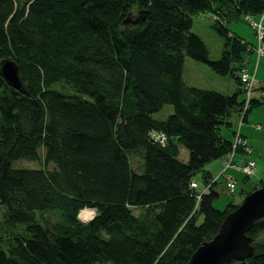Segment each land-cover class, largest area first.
I'll return each instance as SVG.
<instances>
[{"label": "trees", "instance_id": "1", "mask_svg": "<svg viewBox=\"0 0 264 264\" xmlns=\"http://www.w3.org/2000/svg\"><path fill=\"white\" fill-rule=\"evenodd\" d=\"M225 2L244 18L264 11V0H0V59L17 63L23 88L0 75V204L8 224L26 225L0 247V264H185L214 236L239 202L213 205L218 180L204 165L232 151L238 128L249 146L241 126L264 104V78H254L246 105L240 76L257 39L224 25ZM200 11L215 14L225 38L218 59L191 31ZM186 56L231 74L235 91L186 83ZM57 81L77 94L51 89ZM165 103L172 112L154 118ZM181 146L187 160L178 158ZM136 153L141 172L132 166ZM21 158L42 166L13 167ZM83 208L95 210L87 221L78 217ZM263 231L264 217L248 232L253 254L226 264H264Z\"/></svg>", "mask_w": 264, "mask_h": 264}, {"label": "rangeland", "instance_id": "2", "mask_svg": "<svg viewBox=\"0 0 264 264\" xmlns=\"http://www.w3.org/2000/svg\"><path fill=\"white\" fill-rule=\"evenodd\" d=\"M222 10L225 13L227 19H225L223 16H221V18L224 20V25L230 31L241 35L248 42H255V39H257L256 33L246 17L244 18L243 15L237 14V12L227 2L223 4ZM215 22H217L215 14L213 15V13L209 11H200L192 17L191 31L198 34L204 41L209 50V57L211 59H218L225 47V38L214 28ZM254 52H256L255 48ZM246 56L249 62V64L246 65V70L248 72L249 70L251 71L250 74L253 75L251 77H254L256 79L255 82L258 83L264 78V54L259 55V57L256 58L255 53H249ZM257 58H261L259 62H257ZM182 77L186 83L193 86L212 89L225 94H231L236 89V83L231 74H218L207 63L196 60L189 56H186L184 59ZM50 88L66 94H77L72 85L64 81L54 82L50 85ZM172 110V105L165 103L159 111L153 114V117L156 119H164L172 112ZM231 121L233 122L231 128L232 130H235L238 123L237 117L233 115L231 117ZM252 124L254 128L252 127ZM221 132L224 134V136L229 138L233 136H231L230 127L227 128L222 126ZM241 132L248 137V140L253 147L252 149V147L249 145V155L253 153V157L255 158V165L252 168V174L243 173V171H241L243 168L233 169L230 164L227 165L226 163L230 159H233V162L236 163L237 166L241 167L245 164L247 159L244 158H246V156L248 157V154H244L242 156L243 158L235 160L237 154L233 156L232 152H230L227 156H225L224 161H222L223 159L220 157L213 159L204 165V169L210 171L212 176L218 180L214 188L218 191L219 195L214 198L213 205L219 209H223L231 200L235 203L240 202L245 195L242 193V189L248 190L252 185L258 187L261 185L260 182L264 180V104L252 109L247 117V122H243L241 126ZM166 139L163 140L164 143ZM178 158L180 160H187L188 150L185 147H180ZM131 162L133 168H135L136 171H143L142 156H139L137 153L133 154L131 157ZM259 165L261 168H263L261 174H258L259 172L257 170ZM12 166L15 168H37L41 167L42 163L40 161L21 158L14 160ZM228 176H233L237 181L232 191H229L227 188ZM245 176H247V180H244ZM193 180L196 181L198 185L201 184V172L196 173ZM133 209L134 213L139 212L138 208ZM4 211V206L0 204V247L7 250L11 244L15 243V237L26 231V225L20 223L16 225L8 224L5 220ZM47 212L48 213H46L45 216H48V218L54 219L56 217V211L48 210ZM94 213L95 210L93 209V214L89 218L82 219L79 216L78 217L81 221H87L93 217ZM36 216L38 220L41 221L39 218V211H36ZM41 223L43 222L41 221ZM258 240L264 241V231L259 234Z\"/></svg>", "mask_w": 264, "mask_h": 264}, {"label": "water", "instance_id": "3", "mask_svg": "<svg viewBox=\"0 0 264 264\" xmlns=\"http://www.w3.org/2000/svg\"><path fill=\"white\" fill-rule=\"evenodd\" d=\"M0 75L8 85L23 90L19 67L13 59L8 57L0 59ZM262 217L264 181L244 195L237 207L225 215L214 236L203 241L185 264H226L231 260H244L250 257L254 252V245L253 238L248 232L255 221Z\"/></svg>", "mask_w": 264, "mask_h": 264}, {"label": "built area", "instance_id": "4", "mask_svg": "<svg viewBox=\"0 0 264 264\" xmlns=\"http://www.w3.org/2000/svg\"><path fill=\"white\" fill-rule=\"evenodd\" d=\"M246 18L247 20L249 21V23L251 24V26L253 27L255 33H256V38H257V44H256V56L259 57V55H262L264 54V11L256 18L252 15H246ZM253 75H251L247 70L246 68H242L241 70V81L243 82V86H244V89H245V92H246V105H247V102H248V99L250 97V91L252 90V85H253V80H254V77H251ZM247 106H245L246 108ZM241 122L242 120L240 119L239 120V125H241ZM151 138L156 141V142H160V143H164L163 140L166 139V135L163 133V132H159V131H152L151 132ZM238 146H242L243 148V152L242 154H249L250 152V147L247 145V142H246V139L241 135L240 133V129L238 128L237 131L235 132L234 134V137H233V142H232V154L233 156L238 154L237 151H236V148ZM242 155V156H243ZM232 156V157H233ZM242 156H240V159L243 158ZM244 159H247L245 161V164L241 167L237 166L236 163L233 162V159H230L229 161H227V165L230 164V166L233 167V169H242L241 171H243V173H246V174H252L253 171H252V168L254 167L255 165V160L251 159V158H248L246 156V158ZM227 175H231V174H227ZM236 178H234L233 176H228V181H227V185H228V190L229 191H232L233 188L235 187V184H236ZM191 185L192 186H195V183L194 182H191Z\"/></svg>", "mask_w": 264, "mask_h": 264}, {"label": "bare ground", "instance_id": "5", "mask_svg": "<svg viewBox=\"0 0 264 264\" xmlns=\"http://www.w3.org/2000/svg\"><path fill=\"white\" fill-rule=\"evenodd\" d=\"M93 214V209L90 208H83L80 210L78 216L82 219H87Z\"/></svg>", "mask_w": 264, "mask_h": 264}, {"label": "crops", "instance_id": "6", "mask_svg": "<svg viewBox=\"0 0 264 264\" xmlns=\"http://www.w3.org/2000/svg\"><path fill=\"white\" fill-rule=\"evenodd\" d=\"M191 85V84H190ZM252 127H253V124H252ZM254 128V127H253ZM245 135V134H244ZM246 136V135H245ZM247 137V136H246ZM247 140H248V137H247ZM248 143H249V145L252 147V145H251V143L249 142V140H248ZM252 149H253V147H252ZM253 151V150H252ZM243 154H241V153H238L237 154V157H235V160H239V158H240V156H242ZM248 158H251V159H255L254 157H253V153H251L250 155L248 154ZM222 161H224V159H225V157H222ZM262 169L263 168H261L260 167V165L258 166V168H257V170H258V174H261V172H262ZM220 171V170H219Z\"/></svg>", "mask_w": 264, "mask_h": 264}]
</instances>
